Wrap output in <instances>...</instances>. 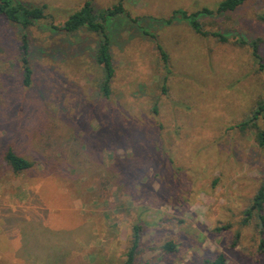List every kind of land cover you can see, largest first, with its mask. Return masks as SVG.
Segmentation results:
<instances>
[{
	"label": "rangeland",
	"instance_id": "1",
	"mask_svg": "<svg viewBox=\"0 0 264 264\" xmlns=\"http://www.w3.org/2000/svg\"><path fill=\"white\" fill-rule=\"evenodd\" d=\"M15 1L46 5L48 17L27 31L31 88L22 83L24 32L0 17V264H125L137 225L135 264L221 254L227 264H264L260 222L245 223L264 184V148L238 128L264 96V72L239 44L259 41L264 58V0L198 16L225 43L175 15L224 0H123L124 14L106 23L109 97L99 88L98 37L52 30L89 0ZM10 147L35 167L13 172ZM168 242L175 252L162 249Z\"/></svg>",
	"mask_w": 264,
	"mask_h": 264
},
{
	"label": "trees",
	"instance_id": "2",
	"mask_svg": "<svg viewBox=\"0 0 264 264\" xmlns=\"http://www.w3.org/2000/svg\"><path fill=\"white\" fill-rule=\"evenodd\" d=\"M93 1L94 0L87 1L76 13L71 15L62 26L52 25V30L60 31L68 36L86 31L93 33L98 37L97 48L94 51V59L102 68L103 72L99 88L104 97H109L112 92L111 83L115 77L116 70L111 53V41L106 30V23L110 18H115L124 14L125 9L123 6V0H120V2L114 7L97 12L94 8ZM246 1L247 0H224L215 11L204 8L202 11L193 14L177 11L175 15L180 14L183 15L184 18L189 19V21L191 20V26L197 34L203 37L212 35L225 43L227 41L225 36L217 32H206L197 18L200 14L213 15L216 13L221 15L227 12H234ZM46 10V5L30 7L15 0H0V17L24 32L21 33L20 38V64L22 83L26 88H31L33 85V69L30 63V36L27 31L38 21L47 19L48 16L46 15ZM259 19L264 24V13L259 16ZM239 41V44L249 45V47H251L253 58L259 65L260 70L264 72V58L260 53L259 41L254 40L249 43L242 39ZM158 49L164 64H169L168 53L161 45H158ZM166 81L167 79L164 82ZM163 91H166L165 86ZM238 128L241 130H254L258 145L264 148V96H262L256 104L251 116L245 122L241 123ZM7 150L8 151L5 152V160L13 172L20 173L31 170L35 167L34 162L17 154L11 147ZM245 216V223L254 216L259 220L261 235L260 250L264 253V184H262L257 191L251 206L245 211ZM142 232V227L140 225L134 226L132 246L127 254V261L125 264H135L141 246ZM162 249L167 253H173L176 250V244L174 242H168L162 247ZM204 264H227V258L224 254H221L213 260H206Z\"/></svg>",
	"mask_w": 264,
	"mask_h": 264
},
{
	"label": "crops",
	"instance_id": "3",
	"mask_svg": "<svg viewBox=\"0 0 264 264\" xmlns=\"http://www.w3.org/2000/svg\"><path fill=\"white\" fill-rule=\"evenodd\" d=\"M56 241L58 243V248H59V237H58V234H57V237H56ZM59 250V249H58Z\"/></svg>",
	"mask_w": 264,
	"mask_h": 264
}]
</instances>
